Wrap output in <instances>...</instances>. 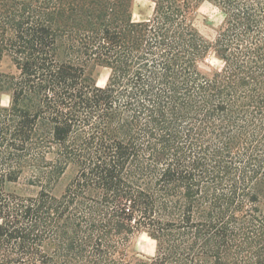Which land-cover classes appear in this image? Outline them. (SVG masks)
<instances>
[{
	"label": "trees",
	"instance_id": "16d2710c",
	"mask_svg": "<svg viewBox=\"0 0 264 264\" xmlns=\"http://www.w3.org/2000/svg\"><path fill=\"white\" fill-rule=\"evenodd\" d=\"M147 1L0 0V264H264V0Z\"/></svg>",
	"mask_w": 264,
	"mask_h": 264
},
{
	"label": "rangeland",
	"instance_id": "374dc122",
	"mask_svg": "<svg viewBox=\"0 0 264 264\" xmlns=\"http://www.w3.org/2000/svg\"><path fill=\"white\" fill-rule=\"evenodd\" d=\"M131 11L132 18L134 20H141L150 15L151 5L147 0H133ZM220 21L221 13L212 4L203 1L197 6L193 23L197 30L209 43L212 42L216 32V28L220 24ZM200 66L205 72H210L213 68H219L221 66V61L216 57L213 50L209 49L204 61L200 64ZM93 75L96 84L99 86H103L107 81L108 69L99 66L94 70ZM2 101L6 102V98L4 97ZM73 172L74 170L72 169V167L67 168L56 185V192H59L63 189L64 185L73 175ZM131 245L132 249L139 255L148 257L154 254V240L145 231L135 233L132 238Z\"/></svg>",
	"mask_w": 264,
	"mask_h": 264
}]
</instances>
